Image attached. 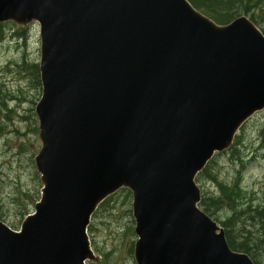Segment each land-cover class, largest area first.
Here are the masks:
<instances>
[{"label": "water", "instance_id": "95a60500", "mask_svg": "<svg viewBox=\"0 0 264 264\" xmlns=\"http://www.w3.org/2000/svg\"><path fill=\"white\" fill-rule=\"evenodd\" d=\"M36 21L43 183L19 231L0 220V264H86L97 206L133 191L138 264H254L198 204L195 178L264 110V34L219 26L188 0H0Z\"/></svg>", "mask_w": 264, "mask_h": 264}, {"label": "rangeland", "instance_id": "374dc122", "mask_svg": "<svg viewBox=\"0 0 264 264\" xmlns=\"http://www.w3.org/2000/svg\"><path fill=\"white\" fill-rule=\"evenodd\" d=\"M259 26L264 29V22L260 21ZM1 31L4 40L0 44V219L18 231L25 218L35 211L43 186L36 167V156L42 148L35 112L41 87L21 68L24 62L39 63L41 41L35 21H8ZM263 131L264 110L249 119L237 134L235 142L239 143L241 163L234 157L235 150L218 153L209 163V172L198 181L205 197L216 198L220 183L229 185L239 175V185L248 201L255 205L264 203V149L260 148ZM132 202V194L122 188L95 212L89 236L97 257L87 264H137ZM225 217L226 212L222 211L214 218Z\"/></svg>", "mask_w": 264, "mask_h": 264}, {"label": "trees", "instance_id": "16d2710c", "mask_svg": "<svg viewBox=\"0 0 264 264\" xmlns=\"http://www.w3.org/2000/svg\"><path fill=\"white\" fill-rule=\"evenodd\" d=\"M188 1L219 25H227L243 15L249 17L259 28L260 21L264 22V0ZM4 25L5 23H0V44L4 40L1 31ZM260 29L264 33V29ZM21 68L33 77L37 86L41 87L38 64L24 62ZM262 140L260 148L264 149V137ZM238 146L239 143L236 141L229 150H235L234 157L241 163ZM209 165L198 174L197 182L209 172ZM111 198L112 196L108 197L99 207H105ZM199 207L223 227L227 243L232 250L247 254L254 264H264V203L255 205L248 201L246 193L239 185V175L229 185L220 183L219 195L216 198L202 195ZM222 211L226 212V217L221 220L215 219L214 217Z\"/></svg>", "mask_w": 264, "mask_h": 264}]
</instances>
